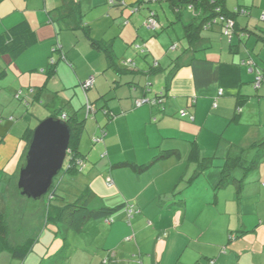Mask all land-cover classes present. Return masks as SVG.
<instances>
[{"label": "crops", "instance_id": "0c3cea01", "mask_svg": "<svg viewBox=\"0 0 264 264\" xmlns=\"http://www.w3.org/2000/svg\"><path fill=\"white\" fill-rule=\"evenodd\" d=\"M140 1L0 0V36L30 28L21 56L0 53V213L10 227L0 264H264V81L255 86L257 71L264 76V0H222L233 29L206 22L195 45L184 28L200 15L187 11L188 45L171 79L174 60L162 69L152 41L140 44L151 12L166 30L153 1ZM165 70L155 94L152 76ZM63 116L83 124L82 159L96 152L105 160L102 185L86 188L90 206L118 211L80 233L41 212L38 230L24 234L29 217L13 220L10 209L29 135ZM229 154L241 164L220 186ZM33 240L25 258L14 256L12 247Z\"/></svg>", "mask_w": 264, "mask_h": 264}, {"label": "trees", "instance_id": "16d2710c", "mask_svg": "<svg viewBox=\"0 0 264 264\" xmlns=\"http://www.w3.org/2000/svg\"><path fill=\"white\" fill-rule=\"evenodd\" d=\"M146 0H141L140 5H145L150 2L157 3H168L169 7L173 11L177 21L183 22L186 12L189 11V7L193 8V11L199 13L200 16L192 18L190 24H185V35L188 42L191 45H195L199 39L198 31L204 23L209 21H214L218 18L219 15L228 16L223 10L221 1L222 0H149L148 3H145ZM216 9H219V12H216ZM156 16V12H151ZM150 14V15H151ZM149 15V16H150ZM229 17V16H228ZM194 21H198L201 24L196 26ZM163 30V29H162ZM160 33V30L158 31ZM30 28L27 23H20L17 26L10 29L8 32L0 36V53H9L13 57H19L30 45ZM97 48L102 50L110 59H112L110 47H106L103 44L97 43ZM181 67L179 59L173 61L172 69L170 76L171 79ZM156 69V68H155ZM163 94L157 96V101L161 100ZM68 124L72 129V139L70 144L71 152L73 153V158H82L77 148V138L82 130L83 124L77 122L74 119H67ZM31 134L29 135V142L31 141ZM74 161H71L70 168L67 169V173H77L79 172L77 167L74 165ZM258 161H254L250 168L255 167ZM241 164L240 157H236L232 154H229L227 158V164L223 171V177L221 179L220 186L226 185L227 183L233 181L231 179V172L233 169ZM53 193H50V201L47 203L44 213L46 214L47 221H53L59 224L61 228L66 231H73L80 233L83 231L86 223L91 220H102L113 216L118 209H111L107 207H101L98 209L90 207V200L93 198L94 193L91 190L86 189L74 202L64 203L65 200L62 195H58V188L54 185L52 189ZM21 192V191H20ZM43 200V199H41ZM62 202L63 204H58ZM62 223V224H60ZM10 234V227L8 223V215L6 213H0V248L1 240L7 241ZM34 244L33 241H28L25 244L17 247H12L14 256L18 258H25L29 251L31 250ZM64 259V257H60Z\"/></svg>", "mask_w": 264, "mask_h": 264}, {"label": "rangeland", "instance_id": "374dc122", "mask_svg": "<svg viewBox=\"0 0 264 264\" xmlns=\"http://www.w3.org/2000/svg\"><path fill=\"white\" fill-rule=\"evenodd\" d=\"M166 4L160 5L159 3L153 2L150 3V7L152 6L153 10H157L159 13L160 21L165 22L164 27L166 30H160L162 33L158 36H154L155 34L152 31L144 29L143 39H140V44H145L152 41L153 48L158 57L161 59H156L155 61L161 63V68L166 69L170 66L171 61L174 60L182 51L187 47L188 42L184 38V30L183 23L177 21L173 11L167 7ZM169 18V20L167 19ZM184 20H188V15L184 16ZM175 22L172 26L169 25L171 22ZM184 22V21H183ZM142 38V37H141ZM145 40V41H143ZM177 46L178 50H172L173 46ZM147 51V50H146ZM153 58V57H152ZM130 60H134L130 59ZM167 70L157 73L152 76V87L154 88V93H160L161 89L164 86V80L167 75ZM2 97H5L3 94ZM44 120V119H43ZM42 120V121H43ZM37 127V126H36ZM87 129V128H86ZM86 131L84 132V134ZM84 171L78 173H67L66 169L69 165V159H67L65 163V171H62L58 177L54 180V186L58 188V195H64L67 198V202L70 200H75L76 195H79L87 187H90L95 191L94 186L99 188L102 185L101 175L102 170L105 167V160L102 158L100 153H92L89 158H84ZM95 182V183H94ZM104 184L106 182L103 181ZM50 194H48L43 200H39L38 202L28 199L26 197H22L20 192H16L11 197V213L13 214V220H15L19 215H23V217H29V221L23 220L25 223L22 224L20 229L23 230L24 234L31 233L33 230H38V220L41 217V212H44L46 205L49 201ZM93 208L92 206H90ZM46 216V214H44ZM12 218V216H10ZM21 220V219H20ZM19 221V220H18ZM21 221V223L23 222ZM45 222V219H43ZM21 225L20 221L17 222ZM45 224V223H44ZM42 228V226H40ZM50 229V227H49ZM48 232L43 236V241L48 242ZM41 241V243H43Z\"/></svg>", "mask_w": 264, "mask_h": 264}, {"label": "water", "instance_id": "95a60500", "mask_svg": "<svg viewBox=\"0 0 264 264\" xmlns=\"http://www.w3.org/2000/svg\"><path fill=\"white\" fill-rule=\"evenodd\" d=\"M71 139L72 129L66 116L47 118L35 128L26 163L20 171L18 188L21 196L39 201L54 192L51 189L64 169Z\"/></svg>", "mask_w": 264, "mask_h": 264}, {"label": "built area", "instance_id": "2783aa9c", "mask_svg": "<svg viewBox=\"0 0 264 264\" xmlns=\"http://www.w3.org/2000/svg\"><path fill=\"white\" fill-rule=\"evenodd\" d=\"M109 2L111 4H115L117 2H120V3H124L123 0H109ZM149 0H146L145 3H148ZM189 11H193V8L192 7H189L188 8ZM216 12H219V9H216ZM239 13H245L244 11H239ZM263 19H264V16H263ZM215 21H220L222 22L223 24L226 23V33L229 34V32H231V30L233 29V26H234V22L232 19H230L228 16H225V15H219L217 19H215ZM146 28L147 30L149 31H152L154 33L158 32L160 29H161V24L158 22V20H156L155 18V15L154 14H151L149 16V18L147 19V22H146ZM172 50H176V46H173L172 47ZM264 81V76L261 74V72L258 70L257 71V78H256V84L255 86L256 87H259L261 82ZM94 85V78H90L86 83L85 85L83 86V88L85 89V91L89 90L92 86ZM220 95H222V92H220ZM139 105L141 103H138ZM186 116V113H182V117H185ZM105 136V134L103 133L102 135V138ZM94 142L96 144L98 143H101L102 142V139H95ZM71 154V159L72 160H75L74 161V165L77 167L78 171L79 172H82L83 169H84V160L82 158H73V153L70 152ZM72 164V163H71ZM70 164V166H71ZM132 213L133 211L132 210H129L128 211V215L129 217L132 216ZM107 261H104V263L106 264ZM210 264H216L215 261H211Z\"/></svg>", "mask_w": 264, "mask_h": 264}]
</instances>
